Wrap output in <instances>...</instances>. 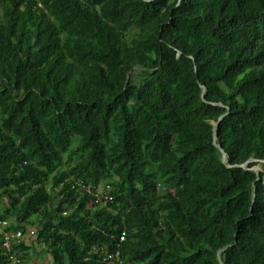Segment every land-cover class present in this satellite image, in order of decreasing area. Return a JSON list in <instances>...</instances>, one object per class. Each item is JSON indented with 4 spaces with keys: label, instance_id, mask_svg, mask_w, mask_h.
I'll return each mask as SVG.
<instances>
[{
    "label": "trees",
    "instance_id": "obj_1",
    "mask_svg": "<svg viewBox=\"0 0 264 264\" xmlns=\"http://www.w3.org/2000/svg\"><path fill=\"white\" fill-rule=\"evenodd\" d=\"M0 221L17 264H264V0H0Z\"/></svg>",
    "mask_w": 264,
    "mask_h": 264
},
{
    "label": "built area",
    "instance_id": "obj_2",
    "mask_svg": "<svg viewBox=\"0 0 264 264\" xmlns=\"http://www.w3.org/2000/svg\"><path fill=\"white\" fill-rule=\"evenodd\" d=\"M37 7L38 8H42V4L40 2H37ZM97 200L102 199L103 201L107 200L108 195L105 192H96L94 195ZM6 222L5 221H0V235H1V239H2V244L1 247L3 250H5L6 253L9 254V260L11 262V264H17L19 263V255L20 253H10L11 251V245L13 243L18 242L21 238H22V233L20 231H15V232H7L5 231V226H6ZM121 240L123 239V237L120 238Z\"/></svg>",
    "mask_w": 264,
    "mask_h": 264
},
{
    "label": "rangeland",
    "instance_id": "obj_3",
    "mask_svg": "<svg viewBox=\"0 0 264 264\" xmlns=\"http://www.w3.org/2000/svg\"><path fill=\"white\" fill-rule=\"evenodd\" d=\"M254 170H259L260 166H255L253 168ZM34 229L32 227L27 229V233L24 235L23 239L30 240L33 238V232ZM28 264H49L47 256H43L39 254V251L37 250L35 253L31 255V261Z\"/></svg>",
    "mask_w": 264,
    "mask_h": 264
},
{
    "label": "water",
    "instance_id": "obj_4",
    "mask_svg": "<svg viewBox=\"0 0 264 264\" xmlns=\"http://www.w3.org/2000/svg\"><path fill=\"white\" fill-rule=\"evenodd\" d=\"M214 139L216 140V135H215V138ZM224 158H225V156H224ZM242 167H244V165Z\"/></svg>",
    "mask_w": 264,
    "mask_h": 264
}]
</instances>
